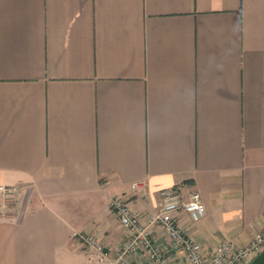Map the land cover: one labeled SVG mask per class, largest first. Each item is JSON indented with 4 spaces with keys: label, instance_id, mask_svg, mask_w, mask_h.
<instances>
[{
    "label": "crops",
    "instance_id": "crops-1",
    "mask_svg": "<svg viewBox=\"0 0 264 264\" xmlns=\"http://www.w3.org/2000/svg\"><path fill=\"white\" fill-rule=\"evenodd\" d=\"M0 183L19 188L0 264L96 263L79 231L112 263L128 230L111 197L144 217L166 188L200 193L199 221L172 214L204 252L248 244L264 225V0H0Z\"/></svg>",
    "mask_w": 264,
    "mask_h": 264
},
{
    "label": "built area",
    "instance_id": "built-area-1",
    "mask_svg": "<svg viewBox=\"0 0 264 264\" xmlns=\"http://www.w3.org/2000/svg\"><path fill=\"white\" fill-rule=\"evenodd\" d=\"M144 185L140 182L132 183L133 188H143ZM18 190L15 185L0 183V211L5 209ZM109 208L120 224L128 230L112 263L174 264L175 260L168 255L169 251H173L186 264H247L264 250V225H262L253 233L250 242L246 245L235 246L226 240L216 245L211 252H204L201 244L184 232L172 214L182 210L192 221H199L205 214V207L197 190H191L187 198H183L175 188L160 190L156 211L144 217L131 209L122 194L111 197ZM0 214L2 215V212ZM157 226L162 242H157L153 236V229ZM74 236L94 252L93 260L96 263H106L107 252L96 235L79 231L75 232ZM132 255H142L145 261L131 259Z\"/></svg>",
    "mask_w": 264,
    "mask_h": 264
},
{
    "label": "water",
    "instance_id": "water-1",
    "mask_svg": "<svg viewBox=\"0 0 264 264\" xmlns=\"http://www.w3.org/2000/svg\"><path fill=\"white\" fill-rule=\"evenodd\" d=\"M93 264H116V263H93ZM247 264H264V250L254 256Z\"/></svg>",
    "mask_w": 264,
    "mask_h": 264
}]
</instances>
